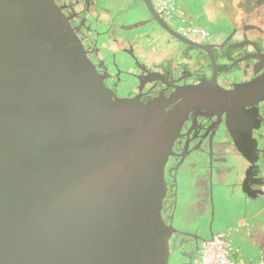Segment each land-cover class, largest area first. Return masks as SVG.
I'll return each instance as SVG.
<instances>
[{"label":"water","instance_id":"95a60500","mask_svg":"<svg viewBox=\"0 0 264 264\" xmlns=\"http://www.w3.org/2000/svg\"><path fill=\"white\" fill-rule=\"evenodd\" d=\"M215 79L118 99L52 0H0V264H170L166 168L187 120L264 100V77Z\"/></svg>","mask_w":264,"mask_h":264},{"label":"flooded vegetation","instance_id":"af4514ba","mask_svg":"<svg viewBox=\"0 0 264 264\" xmlns=\"http://www.w3.org/2000/svg\"><path fill=\"white\" fill-rule=\"evenodd\" d=\"M52 1L82 43L106 86L118 99L139 96L145 103L164 102L188 86L209 84L214 78L219 86L232 89L264 77V49L258 43H247L255 54L254 58L250 55L245 57L248 61L245 71L237 69L234 72L229 62L226 63L229 67L223 66L211 50V75L205 76L203 71L192 73L173 62L165 66L158 65L156 60H152L153 63L144 60L141 51L134 45L135 41L119 38L116 27L112 25L113 29L109 32L107 27L103 28L102 38L107 40L101 44L103 50H100L93 21L107 23L106 20H110V5H103L104 0ZM203 41L201 39L197 43ZM111 43L116 49L110 48ZM239 46L242 44H234V47ZM144 54L149 56L151 53ZM231 69L228 76H222L220 71ZM233 73L235 75L229 77ZM182 134L175 145L177 156L170 158L166 168L169 190L163 213L168 222L175 213L178 174L183 169L188 172L190 185L198 188L213 208L215 197L221 191L240 192L249 197H255L262 191L264 100L235 112H228L225 108L219 111L201 110L199 114L190 116ZM176 264H189V258L184 257Z\"/></svg>","mask_w":264,"mask_h":264},{"label":"crops","instance_id":"0c3cea01","mask_svg":"<svg viewBox=\"0 0 264 264\" xmlns=\"http://www.w3.org/2000/svg\"><path fill=\"white\" fill-rule=\"evenodd\" d=\"M181 1L188 12L186 17L188 24L202 27L213 33L212 39L216 44L226 45L227 42L232 48H242L241 52L235 53L236 59H238L237 56H246L248 51H252V47L247 45L249 42L258 43L264 49V0ZM224 5L228 6L226 8L229 13L227 20L230 22L228 28L214 24L220 17L218 9L221 10ZM239 43L242 46L234 47V44ZM241 70H247L246 62L241 63ZM234 75L233 73L230 77L232 78ZM190 182L186 169L179 172L176 208L171 217V219L174 217V226L178 230L171 242L172 248L179 254L174 264L179 263L184 257L189 258V261L191 258L194 260L199 256L203 241L230 227L235 229V233L231 236V243L239 250L234 258L247 263L259 262L261 252L264 250V204L256 209L253 199L246 198L248 199L247 203L240 206L241 199L245 196L236 192L239 201L234 202L231 213H228L232 219L227 220L225 225L213 227L216 225L214 220L217 216L213 205L207 197L202 195L201 191H198V188L192 187ZM183 215L194 221L191 227H188L186 222L184 224ZM221 215L223 216V212Z\"/></svg>","mask_w":264,"mask_h":264},{"label":"trees","instance_id":"16d2710c","mask_svg":"<svg viewBox=\"0 0 264 264\" xmlns=\"http://www.w3.org/2000/svg\"><path fill=\"white\" fill-rule=\"evenodd\" d=\"M149 1L152 5V8L154 9L151 0ZM172 1L175 6V13L171 16V19H168L165 16L158 14L157 12L156 13L160 16V18L164 21V23L167 24L168 27L172 31H175L176 33H179V32H178V27H177L178 25L176 26L175 24L182 25L181 27L185 29H190V30L198 29L200 31L206 32L208 34V38L205 39L200 44L201 46H194V45L187 44L179 40L173 33L164 29L154 19L152 15L151 7H149L143 0H137V2H135L134 7H131L129 10H133V9L140 10V9H137L136 7V4H138L140 5V8L142 9L141 13L135 19L129 21L128 23L119 22V20L124 15H126L127 12L129 11V10L125 11L123 8H118L115 11L111 9V12H110L111 18L110 20H106L108 21L107 23H104L102 21H99V22L93 21L94 33L97 36L96 43L98 44L99 49L103 50L101 48L102 47L101 44L105 40H107V39L104 40L102 38V35L104 33L103 28L107 27V30L109 32L110 29H113L112 26H115L118 31L117 36L119 38L127 39V40L130 39V40L135 41L134 45L136 46V49L138 48V50L141 51L140 53L144 60H147V61L149 60L150 63H153L152 60H156L158 65H165V66H168L169 63L171 64V62H173L172 64H177L178 66H180V68H184L192 73L199 74L201 71H203L205 76L211 75L212 62H213V60L211 59V56H212L211 52L206 49L207 46H210V49L213 50V53L216 54V58L220 64H223V66L225 65L229 67V65H227L226 63L227 62L232 63L234 72H236L237 69L241 70V63L248 62L247 60H245L246 56L250 55L251 58H254L253 55L255 54V51H248V55L244 57L237 56L238 59H236V57H234L235 53L241 52L242 48L240 49L232 48L229 46V43L227 44V42H226V45L219 44V43L216 44L215 40L212 39L214 37L213 33L208 32L206 29L202 27L188 24L187 19H186L188 12L186 11L183 5V2L181 0H172ZM224 2H226V0H224ZM227 7L224 5L223 8H221V10L218 9V15L220 17H218V21L214 24H219L218 26L222 25L225 28H228L230 26V22L227 20V18L229 17L228 16L229 13H227V10H226ZM141 21H147V24L140 26L136 29L130 30V31L123 28V26L132 25L135 23H139ZM175 21L177 22L173 24ZM109 25L110 26L112 25V26L109 27ZM127 34H130V35L127 36ZM144 53H151V54L147 56V54H144ZM151 55L152 57H150ZM231 71L232 69L227 70V71H220V72L222 73V76L226 77ZM225 192H226L225 194L229 195V198L231 199V203L228 204L226 208L224 207V208L219 209V207H217L216 205L217 198L215 197L214 210H215V215H217L216 216L217 220L215 218L214 224L216 225L213 227L225 225L227 223V220L230 221L232 218L228 216V213L232 210L234 206L233 205L234 202L236 203L239 201L236 192L235 193H231L229 191H225ZM244 196L245 197L241 199L242 202L240 203V206L241 205L244 206L245 203H247L248 199H251V200L253 199L256 209L261 207L264 204L262 195L257 194L255 197H249L244 194ZM222 212H223V216L221 215ZM229 230H231L232 232L231 236H232L233 233H235V229L233 227H230L226 231H229ZM235 250H236V253H235L236 255L239 253V250L236 248ZM172 259L173 258H172V253H171L170 264L175 263V260L173 259L172 261ZM195 259L193 260V258H191L189 261V264H193ZM262 259H264V250L261 252L260 260Z\"/></svg>","mask_w":264,"mask_h":264},{"label":"built area","instance_id":"2783aa9c","mask_svg":"<svg viewBox=\"0 0 264 264\" xmlns=\"http://www.w3.org/2000/svg\"><path fill=\"white\" fill-rule=\"evenodd\" d=\"M155 11L158 14L171 19V16L175 13V6L172 0H151ZM175 21L173 24H175ZM183 37L191 39L192 41L205 40L208 38V34L198 29H185L180 28L178 31ZM264 144V136H263ZM262 197L264 199V171H263V187ZM231 230L221 232L214 235L211 239L203 241L199 256L195 259L193 264H264V259L257 263H247L244 260H236L234 255L236 253L235 248L231 243Z\"/></svg>","mask_w":264,"mask_h":264},{"label":"rangeland","instance_id":"374dc122","mask_svg":"<svg viewBox=\"0 0 264 264\" xmlns=\"http://www.w3.org/2000/svg\"><path fill=\"white\" fill-rule=\"evenodd\" d=\"M135 2H137V0H104L103 1V5H110V9H113V11H115L118 8H123L125 11H127L131 7H134ZM136 7H137V9H140V10H136V9L129 10L126 15H124L123 17L121 16L122 18L119 20V22L128 23L129 21L135 19L141 13V10H142L140 8V5H138V4H136ZM175 25L176 26L178 25L177 26L178 27V31H179L180 28H183V27H181L182 25H179V24H175ZM129 35L130 34H127V36H129ZM110 48L111 49H114V48L116 49V46L114 45V43H111ZM225 193H226L225 191H221L216 196V198H217L216 199V205H217V207H219V209L224 208V207L226 208L228 206V204L231 203V199L229 198V195H227ZM263 203H264V199H263ZM183 216L185 218L184 219L182 217V220H183L184 224L186 222L187 226L191 227L192 226V222H194V221L190 220L185 215H183ZM177 257H179V254L176 251H174V249L172 248V258L175 259V261H176ZM173 259H172V261H173Z\"/></svg>","mask_w":264,"mask_h":264}]
</instances>
